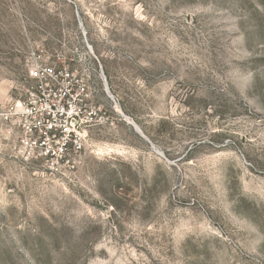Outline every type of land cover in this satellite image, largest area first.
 I'll return each mask as SVG.
<instances>
[{
    "label": "rangeland",
    "instance_id": "obj_1",
    "mask_svg": "<svg viewBox=\"0 0 264 264\" xmlns=\"http://www.w3.org/2000/svg\"><path fill=\"white\" fill-rule=\"evenodd\" d=\"M34 54L99 118L56 161L0 117V264H264V0H0V114Z\"/></svg>",
    "mask_w": 264,
    "mask_h": 264
},
{
    "label": "built area",
    "instance_id": "obj_2",
    "mask_svg": "<svg viewBox=\"0 0 264 264\" xmlns=\"http://www.w3.org/2000/svg\"><path fill=\"white\" fill-rule=\"evenodd\" d=\"M29 69L33 85L25 99L0 114L29 159L63 160L80 153L88 129L98 122L94 83L72 70L40 61Z\"/></svg>",
    "mask_w": 264,
    "mask_h": 264
},
{
    "label": "bare ground",
    "instance_id": "obj_3",
    "mask_svg": "<svg viewBox=\"0 0 264 264\" xmlns=\"http://www.w3.org/2000/svg\"><path fill=\"white\" fill-rule=\"evenodd\" d=\"M106 88L108 89V85L107 84H106ZM131 124L133 125L134 123H131ZM136 129L138 130L139 133H141V130L138 127H136Z\"/></svg>",
    "mask_w": 264,
    "mask_h": 264
}]
</instances>
